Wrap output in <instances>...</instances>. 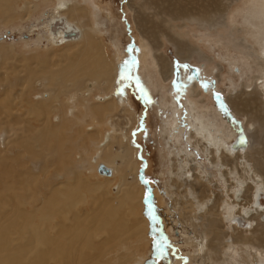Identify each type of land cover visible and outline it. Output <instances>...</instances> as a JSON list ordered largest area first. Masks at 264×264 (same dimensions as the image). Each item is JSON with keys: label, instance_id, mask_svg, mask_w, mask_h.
<instances>
[{"label": "rangeland", "instance_id": "rangeland-1", "mask_svg": "<svg viewBox=\"0 0 264 264\" xmlns=\"http://www.w3.org/2000/svg\"><path fill=\"white\" fill-rule=\"evenodd\" d=\"M43 1L45 0H13L11 4L16 10L15 14L12 18L10 17L11 19H9V21H0V162L2 158L6 156L9 157V162H12L16 155H22L24 157L25 163L17 167V170H15L12 175L15 179L19 180L23 178L26 180L30 184L29 188L24 189L18 182H10L9 189L7 188V190H9L10 193L8 199L15 205H17L19 201V195H25L26 203L29 202L24 204L25 211H30L32 207L30 204L33 203L36 205L37 209L42 207L49 197H51L53 191H63L66 187H70L72 184L75 185L76 180L73 179V177L81 176L84 183L87 184V188L83 190L84 199H82L80 205V212L83 214L84 209L89 212L90 208L94 205L95 199H93L92 194L96 196L100 195V190L96 189L97 183L104 184L106 189L111 186L108 188V192L110 191V195L115 196L119 193L117 191L121 189L120 184L134 180V171H130L129 173L126 172L127 174L124 173L121 169V160L119 158H115L113 162L107 163L108 166L118 170L114 177L106 178V175L102 177L97 171L91 169V164L89 163L90 159L92 160L91 162H94V156L97 152L96 148L94 146H89L85 152L80 147L82 138L86 136V133L93 132V130L91 131L89 128L93 126L95 128L97 125L95 122L98 120L89 117L85 118V109L82 108L80 105L81 103L78 105L75 104L74 101H77L85 92H88V88H92V92L88 98L90 102L95 103L97 101V96L111 95L112 89L106 88L102 83L103 80H95L93 82V76L89 75V73L85 74L84 68H86V66L83 63L84 60H87V56L85 54V44L83 41L64 46H55L51 44L47 38L48 32L45 29V23L48 19L47 12L50 11L49 9L51 6L53 7L55 1ZM80 1L83 6H87L85 9L81 6L82 10L86 13L90 11L92 13L91 21L94 20L99 30L95 32V36L97 37V41L104 47L107 58L111 62L113 61L117 64L119 53L120 69L116 70V68L113 74L116 78L118 77L117 79L120 81L118 83L119 88L128 99L127 104L130 105L132 114L134 115L129 116L132 122L127 123V116L125 115H129L128 113L124 114L120 112V108L113 113V115L115 114L113 121L116 122L117 128L123 127L126 129L132 125L129 128V133L132 135L131 144L136 148L137 152V181L143 186L139 198L142 200L143 205L140 207L139 204L138 208L142 215L144 214L146 218H149L151 223L148 228L149 231H152L150 235L151 241L148 243L144 241L139 243L133 242V244L143 255L146 254L147 257H149V255L151 257L152 254L154 258L152 261L154 264H176L178 260V262H180L179 264H195L194 260L189 259L190 255L188 254L189 250H194L193 245H186L185 240H191L190 236L195 237L197 234L193 227L190 226L189 222L187 223L186 219L181 220L182 211L184 212V210H186L185 213L189 215L190 205L189 203H185L184 187L179 188L176 185L177 182L174 183V185L172 183L175 180L171 173L174 162L172 164L168 149L170 144L166 142L162 127L164 126V121L173 116L174 118H178L182 127L187 129V123L185 121L186 114L188 113L186 110L187 92L185 91H187L190 86V82H194L198 79L201 81L206 78H215L216 72H211V68L215 67L214 64L220 66V70L222 69L221 81L217 82L218 86L213 88L210 95H206V102L210 103V106L211 104L218 106L220 101L221 104H224L228 112L225 120L223 119L225 122L221 119V126L224 124L222 126L223 128L221 127L224 133L228 125H233L235 127L234 123H237V121L243 122L245 125L247 121L246 117L234 113L229 108L227 102L231 95H236L241 91L242 83L245 80L248 84L251 83L247 75L251 76L256 73L254 70L255 66L250 63V69L249 67L247 68L249 70H246V68L244 69L241 63L242 60L240 61V58H237L240 56L238 52L228 49L224 41L218 42L216 34L221 28L219 27L221 26L219 21H226L227 18L232 20L235 28H241L240 30L243 29V33H246L247 30L255 33V31L257 32L259 30L258 28L264 25V14L258 13V15H260L258 16L259 18L253 17L255 20H249L251 19L248 16L249 12L254 10L259 12V10L254 7V2L256 3V1L225 0V2L230 5L229 9L225 12L226 16H224V13L223 15L219 14L222 18L217 14H214L215 17L214 15L212 17V19L215 18L214 20L218 19L219 26L215 23L214 27L210 25V28V26H208L210 23L207 22H204V24L201 22V25V23L199 24L197 21L176 19L168 23L166 22L167 27L170 23V25L174 26L172 31L168 30V32H166L167 34L164 35H155L158 30L163 28L159 25L161 20H170V17L163 13L156 15V12H161V6L153 3V1L151 4H148L147 8L144 10L139 8V3H143V0V2L141 0ZM185 1L190 0H183V2ZM6 2V0L0 2V10H4L7 7L5 5ZM128 2H134L133 4L135 5L133 9L128 6ZM74 18L78 23L84 25L87 31L89 30V27H87V17ZM154 23H156V26H154ZM263 28L264 26L262 27V31ZM202 33H204V35ZM143 35H146V38L149 37L147 39L155 45L156 49L159 48L158 55L160 53L163 54L164 57L173 64L174 71L172 77L169 78L165 84H162L163 86L166 85L165 88H162V86H160L161 84L156 81L157 74L153 70L154 68L146 66L140 60V46ZM249 35L250 34H246L250 42L254 44L255 42ZM182 42H185L189 47V49L184 48V50L188 51L197 48L209 57V59H200L196 51L191 58L181 59L177 55V47L178 44ZM254 46H257L256 43ZM233 57L236 58L233 59ZM149 61L151 62L152 60L149 59ZM210 61H212V63H210ZM237 66L239 69H237ZM194 69L197 70L196 73L193 72ZM49 71L57 72L58 74L61 73V77L58 81L51 83V85H49V81L46 79V73ZM30 74L33 75V78L30 84H28V76ZM196 75H198L199 78L198 76L196 77ZM76 80H78L79 83L74 86V81ZM58 82L60 85L56 87ZM166 90L169 92H166ZM52 91L57 97H54V107L51 109L50 113L44 112L43 114H38L30 112V109L34 108L33 104H43L45 98H47L50 93L52 94ZM164 104L167 105L165 106ZM169 104L171 106H169ZM73 106H76L75 108L78 110L77 113L76 110L74 111L75 113H72ZM256 108V110H259V105ZM210 112L208 111V113ZM75 114H77L76 117ZM212 114L213 112L211 115ZM262 114L264 115L263 108ZM83 115L84 120L78 121ZM213 119L215 120L216 118ZM66 120H68L71 125L59 136V141L62 145H60L61 150L59 155L66 158V160L63 159L58 162L56 160L58 156L48 152L44 144L41 143L40 137H37V135L45 129L47 124L58 127ZM109 126L110 125L106 124L97 126L100 128V135L108 132ZM119 128L117 129L118 131L120 130ZM183 135H181L183 136L181 142H176V139L173 137L172 145L175 143L174 145L178 150L182 148L186 154H188V158L190 157L189 160H193V162L189 161V164H191L190 167L199 165L198 169L205 171L203 175L206 176L203 179L198 178V180H196V177L200 172L195 173L196 171H194L195 175L192 179V186L196 187V192L199 194L198 196L202 197L206 194L211 196L213 201L216 195L219 196L224 193L223 189L225 190L226 186L223 181L220 182L217 180L219 172L210 165L203 152L197 149L198 147L201 149V147L199 145L197 148L194 146L196 138H192L187 130L183 132ZM32 145H34L33 149ZM29 146H31V149L30 152H27L26 150ZM112 149L119 151L118 144L114 143ZM192 150L198 152L195 155L196 158ZM186 154L182 153V156ZM65 163H67L66 168ZM92 164L96 166V163ZM186 167L187 166H183V168ZM262 171L264 174V166L262 167ZM169 172L173 176V179ZM36 184H38V189L36 188ZM89 187H91L92 190ZM169 188L170 192H167ZM209 190H211V193ZM189 191H191L194 195V199H196V194H194L191 189H189ZM182 192L184 193L183 195ZM86 197L88 198L87 202L84 201ZM182 197H184V200ZM175 199L186 207H176L175 212L170 214L168 212L170 207L169 204L173 203ZM117 202L118 200L115 199L114 203ZM182 208H184V210ZM128 209L130 210V207H128ZM146 211L147 214L145 213ZM214 212L215 215L217 214V216H219L218 219L221 218L217 210H214ZM174 217L177 218L179 222H174ZM206 218L207 216H203L195 220L201 224L205 222ZM219 225L220 231L224 235L242 234L241 231H234L233 226H231L226 219H219ZM201 228L199 227L200 231L202 230ZM127 231V234L125 233L123 236H120V234L119 236L121 238L124 237L126 240L136 238L133 233L130 235L129 230ZM101 235L99 238H96V241H102L104 236L101 237ZM245 235L251 237L253 232H248ZM119 236L118 239L115 238L117 241L113 239L111 246H108L110 242L107 243L105 254L109 252L113 253L112 259L109 260L111 263L107 264H115L120 254L124 253L119 249V246L116 245V243H119V240H121ZM131 236L132 238H130ZM210 238V235L205 238V244ZM215 244L214 249L211 251L213 256L216 252L215 249L217 250L220 248L219 241H215ZM198 246L199 245H197V248L200 254H204L205 250ZM252 251L253 254L255 253L254 259H252L254 256H248L246 253H242V257L238 254H232V256L234 255V261L236 263L240 262L239 264L245 263H242L241 260L243 256L251 260L252 264L254 261V264H259L260 262V264H262L261 260H263V258L261 254H256L257 251L254 249ZM126 253L128 254V251H126ZM129 253V255L122 254L121 256L131 255L130 263L132 264L135 261L134 258L139 255L136 256V254L133 253V249H129ZM98 258L103 259V257ZM138 258L140 262L146 260L141 258V256ZM258 259H260L259 262Z\"/></svg>", "mask_w": 264, "mask_h": 264}, {"label": "bare ground", "instance_id": "bare-ground-1", "mask_svg": "<svg viewBox=\"0 0 264 264\" xmlns=\"http://www.w3.org/2000/svg\"><path fill=\"white\" fill-rule=\"evenodd\" d=\"M1 1L2 0H0V2ZM6 1L5 5L7 7L4 10H0V21H9L16 12L14 6L11 4L13 0ZM47 1L48 0H45L43 2ZM54 1L53 7L51 6L49 9L50 11L47 12L48 19L45 23V29L48 32V40L55 46H64L83 41L85 44V54L87 56V60H84L83 63L86 66V68H84L85 74L89 73V75H92L93 82L95 80H103V85L106 88L112 89L111 95L97 96V101L95 103L90 102L88 98L92 92V88H88V92H85L80 99L74 101V103L78 105L81 103L80 105L85 109V118L89 117L98 120L95 122V124H97L95 128L94 126L89 128L91 131L93 130V132L86 133V136L84 135L85 137L82 138L80 148L85 152L89 146H94L96 148L97 152L94 156V162H91L92 160L90 159L89 164H91V169L97 171L100 176L102 175V177H104L106 175V178L114 177L118 170L108 166L107 163H111L115 158H119L121 160L120 166L124 173L134 171V180L120 184L121 189L117 191L119 192L117 195L114 194L115 196L110 195V191V193L108 192V188L111 186L106 189L104 184L97 183L96 189L100 190V195L98 194L99 196H96L92 194L93 199H95L94 205L91 207L92 209L89 207L91 211L89 210V212H87L84 209V213L82 214L80 212V205L82 199H84L83 190L87 188V184L84 183L81 176H75V178L73 177V179L76 180L75 185L72 184V186L66 187L63 191H53L51 197H49L42 207L37 209L36 205L33 203L30 204L32 206L30 211H25L24 204L29 203H26L25 195H19V201L17 205H15L8 199L10 193L9 190H7V188L9 189L10 182H18L24 189L29 188L30 184L26 180L23 178L19 180L15 179L12 175V173L17 170V167L25 163L24 157L22 155H16L12 162H9V157L7 156L2 158L0 162V264L111 263L109 260L112 259L113 253L109 252L105 254L107 243L110 242L108 246H111L113 239L117 241L115 238L118 239L120 234V236H123L126 232L128 233L127 230H129L130 235L133 233L136 238L126 240L124 237H122V239L119 236L121 240H119V243L117 242L116 245L119 246V249L124 253H121L119 250L121 254L119 258L116 259L115 264H131V255L121 256L122 254H127L126 251H128L127 255H129V249H133V253L136 254V256L139 255L141 258L146 259L144 262H140L139 256L135 257V261L132 264H154L152 261L154 259L152 254L151 257L150 255L147 257L146 254L143 255L133 244V242H150L152 231L148 229L151 224L149 218H146L144 214L142 215L138 208L139 204L140 207L143 205L142 200L139 199L143 186L137 181V152L136 148L131 144L132 135L129 133V128L132 125L126 129L118 127L120 129L118 131L117 124L113 121L115 117L113 113L118 110V108H120V112L129 114L125 115L127 116V123L132 122L129 116H134L130 105L127 104L128 99L119 88L118 83L120 81L117 79L118 77L116 78L113 74L116 68V70L120 69L119 53L117 64L113 61L111 62L107 58L104 47L97 41V37L95 36V32L99 30L94 20L91 21L92 13L91 11L86 13L82 10V8H87V6H83L80 0ZM143 1V3H139V8L142 10L147 8V5L151 4L153 1V3L161 6V12H156V15L163 13L170 17V20H161L159 25L163 28L158 31L156 30L157 32L155 35H164L167 34L166 32H168V30L172 31L174 26L170 25V23L167 27L166 22L168 23L176 19L197 21L199 24L201 22L203 24L207 22L210 23L208 26L211 25L213 27L215 23L218 25L220 22L221 26H219L220 24L218 26L221 27V30L219 29L217 34L214 33L216 34L217 41H224L228 49L238 52L240 56L237 58H240V61L242 60L241 63L244 69L246 68V70H249L250 63L255 66L254 70L256 73L251 76L247 75L251 83L248 84L245 80L242 83L241 91L236 95H231L227 102L229 108L234 113L246 117L247 121L245 125L243 122L238 121L234 123L235 127L231 124V126L227 124L228 126L224 133V130H222L224 124L221 126V122L223 119L225 120L228 115L224 104H221L220 101L218 106L212 104L210 106V103L206 102V95H210L213 88L218 86L217 82L221 81L222 69L220 70V66L214 64L215 67L211 68V72H216L215 78H206L201 81L199 79H194V82L189 81L191 84L189 83L190 86L188 85L189 87L187 91H185L187 92L186 110L188 113L186 114L185 120L187 129L182 127L178 118L172 116V118L169 117L164 121L162 132L165 135L166 142L170 144L168 149L172 164L174 162L172 166L173 169L171 170L172 172L169 170L175 179L174 181L172 180L173 176L169 172L172 177V183L174 185V183L177 182L176 185L179 188L184 187L185 194L182 192V195L184 194L185 198L182 197V199L184 198L185 203H189L190 205V212L189 215H187L185 213L186 210H184L186 206L184 207L183 204L181 205L180 202L175 199L173 203L169 204L170 207L168 212L172 214L175 212L176 207L181 208L183 206L184 208L182 209L184 212L182 211L181 213V220L186 219L187 223L189 222L190 226L193 227L197 234L195 237L190 236L191 240H185L186 245H193L194 248L193 251L189 250L188 252L190 255L189 259L194 260L195 264H239L240 262L236 263L234 261V255L232 256V254H238L242 257V253H246L248 256H254L252 258L254 259L255 253L253 254L252 251L254 249L257 251L256 254H261L263 258L261 261L262 264H264V202L260 204V202L256 201L259 192L264 194V174L262 171V167L264 166V115L262 114V108L264 109V28L262 31V27L264 25L258 28L259 30L257 32L255 31V33L248 30L246 33H243V29L240 30L241 28L238 29L234 27L230 18H225L226 21L222 20L219 22L218 19H212L214 14L221 17V15L229 9L230 5L227 4L225 0H190L185 2H183V0ZM254 1H256V3L254 2V7L259 10V12L256 10L249 12L248 16L251 18L249 20H255L253 17L260 16L258 13L264 14V0ZM128 3V6L133 9L135 5L133 4L134 2ZM81 6L83 7L81 8ZM71 15L80 18L87 17V27H89V30L87 31L84 25L78 23ZM224 16H226V13ZM154 26H156V23H154ZM202 34L204 35V33ZM246 34H250L249 37L256 43V47L254 46L255 43L253 44L250 42ZM147 38L146 35H143L140 46V60L146 66L154 68L153 70L157 74L156 81L161 84L160 86H162V88H165L166 85L163 86L162 84H165V82L172 77L173 64L170 60L165 58L163 54L160 53L158 55L159 48L156 49L155 45ZM184 48L189 49L185 42L178 44L177 55L181 59L191 58L195 51L198 53L197 55L200 59H209V57L197 48L188 51L184 50ZM235 58L233 57V59ZM149 59L152 61L150 62ZM210 63H212V61H210ZM248 67L249 69H247ZM237 69H239L238 66ZM46 74L49 85L57 82L61 77V73L58 74L57 72L49 71ZM197 76L198 75H196V77ZM32 78L33 75L30 74L28 76V84H30ZM59 82L56 87L60 85ZM78 83V80L74 81V86ZM166 92L169 91L166 90ZM54 97H57V95L52 91V94L50 93L49 96L45 98L43 104H33L34 108H31L30 112L38 114H43L44 112L50 113L51 109L54 107ZM171 105L169 104V106ZM258 105L260 109L256 110ZM75 107L76 106H73L72 113L75 110L77 113L78 110ZM208 111L211 112L208 113ZM212 112L213 114L211 115ZM76 115L77 114H75V117ZM213 118L216 119L214 120ZM83 120L84 115L82 118H79L78 121ZM102 124L110 126L108 132L100 135V128L97 126H101ZM70 125L71 123L68 120L61 123L58 127L47 124L45 129L37 135V137H40L41 143L44 144L45 149L58 156V158H56L58 162L59 160H66V158L59 155L61 150L59 136L62 135V132L68 129ZM241 128L247 135L248 146L245 149L232 150L231 143L239 134ZM185 129L187 132L189 131V135L192 138H196L194 146H196V148L198 145L201 147V149L199 147L197 149L203 152L206 160L219 172L217 180L220 182L223 181L227 187H225V190L223 189L224 193L219 196L216 195L213 201L211 196L206 194H203L204 196L202 197L198 196L199 194L196 192V187L192 186V179L195 175L194 171H196L195 173L200 172V174H197L196 180H198V178L203 179L206 176L203 175L205 171L198 169L199 165L195 166L193 163V166L190 167L191 164H189V161L193 162V160H189L190 157L188 158V154H186L182 148L178 150L174 145L175 143L172 145L173 137L176 139V142H181L184 136L183 132L186 131ZM114 143L118 144L119 151L112 149ZM33 148L34 145H32V149ZM30 149L31 146H29L26 151L30 152ZM192 151H194L193 155L195 157L198 152L195 150ZM182 153L186 155L182 156ZM92 163H96V166ZM101 164L111 169L110 175L99 172L98 167ZM66 165L67 163H65V168ZM183 166L187 167L183 168ZM37 186L38 184H36V188ZM89 188L92 190L91 187ZM189 189L196 194V199H194V195ZM210 191L211 190H209V192ZM167 192H170V188ZM87 199L86 197L84 201L87 202ZM115 199L118 200L117 203H114ZM128 207H130V210ZM214 210H217L221 215L220 217L226 219L228 223L233 226L234 231H241L242 234H222L219 228V219L221 218L218 219L219 216H217V214L215 215ZM145 213L147 214V211ZM203 216H207L205 222L201 224L196 222L195 219ZM173 220L174 222H179L175 217ZM241 221L244 222L240 223ZM199 227H203L201 231ZM248 232H253V235L251 237L246 236L245 234ZM100 235L104 237L102 241L98 242L96 238H99ZM209 235L211 238L205 244V238ZM130 238H132V236ZM215 241H219L220 248L217 250L215 249L216 252L213 256L211 251L216 245ZM197 245L205 250L204 254H200ZM98 257H103V259H99ZM241 260L242 263L252 264L251 260H248L247 257L245 258L243 256ZM259 260L260 259H258V262ZM178 261L176 264L180 263Z\"/></svg>", "mask_w": 264, "mask_h": 264}, {"label": "water", "instance_id": "water-1", "mask_svg": "<svg viewBox=\"0 0 264 264\" xmlns=\"http://www.w3.org/2000/svg\"><path fill=\"white\" fill-rule=\"evenodd\" d=\"M193 72L196 73L197 70L194 69ZM247 146H248V138H247L246 133L241 128L239 131V134L236 136V138L231 143V149L232 150L245 149ZM98 170L101 173H106L107 175L111 174V169L109 167H106L104 164H101L98 167ZM256 201L260 202V204H262L261 202H264V194H262V192L258 193ZM242 222L244 221H241L240 223Z\"/></svg>", "mask_w": 264, "mask_h": 264}, {"label": "flooded vegetation", "instance_id": "flooded-vegetation-1", "mask_svg": "<svg viewBox=\"0 0 264 264\" xmlns=\"http://www.w3.org/2000/svg\"><path fill=\"white\" fill-rule=\"evenodd\" d=\"M174 68V67H173ZM173 71H174V69H173Z\"/></svg>", "mask_w": 264, "mask_h": 264}]
</instances>
